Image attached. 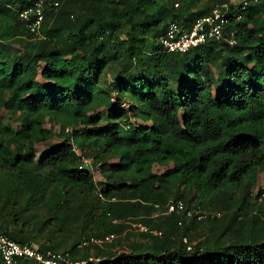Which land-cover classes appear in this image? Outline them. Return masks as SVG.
Segmentation results:
<instances>
[{
	"label": "trees",
	"instance_id": "1",
	"mask_svg": "<svg viewBox=\"0 0 264 264\" xmlns=\"http://www.w3.org/2000/svg\"><path fill=\"white\" fill-rule=\"evenodd\" d=\"M226 1L45 0L35 34L19 18L34 0H0V234L86 264H264V0L234 9L232 45L160 40ZM176 199L206 215H153Z\"/></svg>",
	"mask_w": 264,
	"mask_h": 264
},
{
	"label": "built area",
	"instance_id": "2",
	"mask_svg": "<svg viewBox=\"0 0 264 264\" xmlns=\"http://www.w3.org/2000/svg\"><path fill=\"white\" fill-rule=\"evenodd\" d=\"M260 0H229L220 4H216L211 10L195 19L190 28L178 22H170L165 34L160 38L162 45L168 51L184 52L192 47H196L204 43L207 39L214 38L216 40L224 39L230 45L234 42L233 31H227L226 27L229 25L230 18L239 20L241 14L234 9L240 7L246 9L249 4H257ZM54 5L58 3L53 2ZM233 6L234 8H231ZM45 0H34L33 5L23 11L19 12V18L24 21L26 27L35 34H39V30L44 19ZM69 128H66L68 130ZM73 150L80 154L76 146ZM81 161L84 165L89 166L93 171L92 162L90 158L81 156ZM94 165V164H93ZM98 168V165H96ZM99 169V168H98ZM97 194L103 199L102 193L98 190ZM264 199V192H262L256 200L262 202ZM156 209H160L157 214L184 213L187 217L197 216L198 219L203 218L206 214L201 213L200 210H195L192 207H186L182 199L169 200L163 205L164 210L161 211L162 205L156 204ZM187 208V209H186ZM219 215V214H218ZM130 229L140 232H152L159 234L158 231L149 229V227L141 222H127ZM180 224V222H179ZM116 235L114 233H107L104 236H89L83 238L79 242V247H88L90 245L104 246L112 242ZM186 239H184L185 241ZM190 248V245L188 246ZM0 255L4 264H22V259H31L37 264H86L87 261L97 260L93 257L86 259L73 260L67 253L56 251H40L37 246L28 243H18L4 234H0ZM21 259V260H20Z\"/></svg>",
	"mask_w": 264,
	"mask_h": 264
},
{
	"label": "rangeland",
	"instance_id": "3",
	"mask_svg": "<svg viewBox=\"0 0 264 264\" xmlns=\"http://www.w3.org/2000/svg\"><path fill=\"white\" fill-rule=\"evenodd\" d=\"M207 66L210 68V70L212 71V73L214 75H217V71H216V67L214 66L213 62L211 61H207L206 62ZM108 76V75H107ZM173 85V88L177 89L178 90V87H175V84H172ZM216 90V89H214ZM114 95V93H112V96ZM98 109L102 110L104 109L103 107H99ZM3 115V116H2ZM2 119L3 121L5 122H9V123H13V117L12 116H9V115H5V113L3 112L2 113ZM44 124L46 127H52L54 130H56L58 127L57 125L58 124H55V123H52L50 118H48L47 115H44ZM134 119H132L133 121ZM59 137H54L52 139V141H56L58 140ZM43 149V144L41 143H38L36 144V147H35V152H36V158L38 157L39 155V152ZM91 162H92V159H90ZM107 162H109L110 164H115L116 163V159L115 158H112V157H108L107 158ZM92 167H93V172H94V176H95V179L98 180V181H105V177L103 176V174L101 173V171L97 168L96 165H93L92 164ZM167 168V165H158V164H154L153 167H152V170L153 172L155 173H162L164 171V169ZM264 187V172H260L259 175H258V180H257V186L253 189L254 190V193H253V196L257 193L258 191V188H263ZM195 236L193 237V240L194 241H197L198 239H200L202 237L201 233L200 232H197L194 234ZM35 245H38L37 243Z\"/></svg>",
	"mask_w": 264,
	"mask_h": 264
},
{
	"label": "clouds",
	"instance_id": "4",
	"mask_svg": "<svg viewBox=\"0 0 264 264\" xmlns=\"http://www.w3.org/2000/svg\"><path fill=\"white\" fill-rule=\"evenodd\" d=\"M44 12H45V9H44ZM44 20V19H43ZM24 22V21H23ZM43 22V21H42Z\"/></svg>",
	"mask_w": 264,
	"mask_h": 264
}]
</instances>
